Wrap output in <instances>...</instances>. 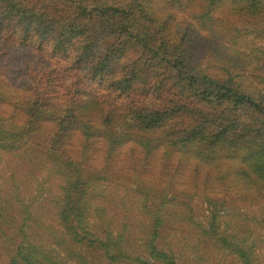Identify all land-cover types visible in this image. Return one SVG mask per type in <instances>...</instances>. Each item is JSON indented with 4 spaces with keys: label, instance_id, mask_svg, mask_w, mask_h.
I'll return each mask as SVG.
<instances>
[{
    "label": "trees",
    "instance_id": "1",
    "mask_svg": "<svg viewBox=\"0 0 264 264\" xmlns=\"http://www.w3.org/2000/svg\"><path fill=\"white\" fill-rule=\"evenodd\" d=\"M254 33L264 39V0H0V264H74L67 253L85 264L97 251L110 264H180L164 247L172 222L264 264L193 206L199 193L264 202V40L243 43ZM111 165L142 183L155 169L138 189V242L125 203L139 185L112 208L125 219L112 229L96 204ZM189 167L175 200L170 172ZM45 175L58 235L32 212Z\"/></svg>",
    "mask_w": 264,
    "mask_h": 264
},
{
    "label": "rangeland",
    "instance_id": "2",
    "mask_svg": "<svg viewBox=\"0 0 264 264\" xmlns=\"http://www.w3.org/2000/svg\"><path fill=\"white\" fill-rule=\"evenodd\" d=\"M263 40L264 39L259 38L258 35L254 33L253 35L244 38L243 43L251 45L252 43ZM99 158L100 161L97 162L98 165L103 163L104 154ZM112 162L121 167L122 163L120 158L116 157ZM158 165L162 167L161 163H158ZM113 168L114 166L111 165L110 168L106 170L104 174L105 181L103 180L100 182L103 184L100 186L99 192L103 194V197L98 203L96 202V204L100 207H104L105 213L113 215V218L110 219L109 223V227L112 229L114 228L116 221L125 222V219L123 220V215L118 214L122 212L121 208L116 207L119 204V201L124 196L126 197V195H129V193H127L128 188L135 189L139 185L137 190L133 191L135 196H132H134V198L131 200L126 197L125 204L131 210L136 209L132 223L129 225V230L132 234H134L133 236L135 239L137 235L142 238L144 237V231L147 229L146 227L148 221L142 218L140 211L137 209V200L142 198V196L138 194V189L143 185L144 188L148 187L146 185H148V181H151V179H149V173L155 169H150V172H146L147 174L145 176L141 175L145 178V180L147 179L146 182L142 183L144 180L140 178L137 171L126 168V171H129V173H133L134 175L128 173L126 176H119V172H113ZM191 168L192 167H189L185 169V171L177 170L170 172L172 179L171 184L175 186L173 193L177 194L172 196L175 200H179L178 195H182V186L188 185L192 182V178L190 177L191 172H189ZM131 175L132 178H130ZM163 177L160 179L158 187H162L164 183ZM201 181L202 178L199 182L201 183ZM38 182L39 183L36 184L37 187L34 188L35 210L32 212H35V215L41 221V224L45 225L46 228H51L52 233L55 232L58 235V229L62 230V227L58 224V221L55 218L54 213L56 212V208L54 201L52 202L51 200L57 193L56 178H54V175H45L41 177ZM218 184L219 186L221 185L220 182ZM109 192L111 195L113 194L112 200H114V202L107 200L106 194ZM187 200L188 199H185L184 196L180 198V202L182 203H185ZM193 206L195 209L194 215L197 219L201 218L203 215H207V219H210V210L217 212L222 223L221 230L226 232V235L233 233L238 241H245L257 254L259 259L264 262V202L260 203L257 207L256 204L248 205L242 201H232L231 199H227L226 203L217 202L216 204L210 205L205 202L201 193H199V196H196L193 200ZM112 208L119 209L118 213L114 211L112 212ZM242 212L245 214L239 215ZM166 215L169 220L175 219L174 214L171 212H166ZM195 233V229H187L180 226V224H174L173 222L169 224V229H167L166 236L164 237V247L166 249H171L174 255L178 258L180 264H242L238 254L234 251L232 252V250L224 248L220 240L207 238L200 245L196 242L198 238H194L193 236L196 235ZM58 237L59 236H57V238ZM78 250H80L82 254L86 252V250L81 246ZM62 252L64 254L67 253L65 248H62ZM84 254L86 260L85 264H110L100 251L95 252L94 255L91 253L87 254V252ZM63 257L71 262H74V264H79L78 261H76L74 257H71L69 253Z\"/></svg>",
    "mask_w": 264,
    "mask_h": 264
}]
</instances>
